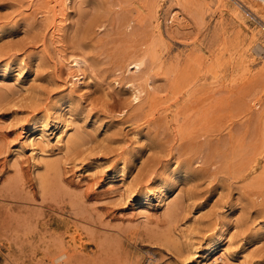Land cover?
<instances>
[{
  "label": "rangeland",
  "instance_id": "1",
  "mask_svg": "<svg viewBox=\"0 0 264 264\" xmlns=\"http://www.w3.org/2000/svg\"><path fill=\"white\" fill-rule=\"evenodd\" d=\"M226 1L220 15L213 1L188 0V24L178 31L165 25L170 0L73 1L67 10L61 0H0V68L9 72L22 58L24 77L30 75L26 90L0 96V264H128L132 255L140 264L149 257L154 264H189L147 240L145 226L164 224L162 207L147 204V221L134 213L138 194L155 179L169 186L167 200L179 202L183 226L191 217L213 225L221 206L232 205L233 222L241 220L235 232L245 240L264 227V115L247 103L254 96L264 102V51L252 50L264 37V21L244 2ZM119 16L131 20L129 29ZM138 48L159 57L156 63L146 57L154 89L142 104L121 86L129 72L118 63ZM245 48L255 70L241 79ZM59 50L62 59L84 58L91 76L75 89L70 131L87 142L48 149L34 167L12 147L19 125L43 117L45 105L71 91ZM47 160L55 169L46 170ZM121 166L137 185L134 198L118 196L114 179L106 182ZM75 230L84 250L71 241ZM252 245V264H264V236ZM61 250L67 256L54 260Z\"/></svg>",
  "mask_w": 264,
  "mask_h": 264
},
{
  "label": "bare ground",
  "instance_id": "2",
  "mask_svg": "<svg viewBox=\"0 0 264 264\" xmlns=\"http://www.w3.org/2000/svg\"><path fill=\"white\" fill-rule=\"evenodd\" d=\"M73 1L76 2L75 4H77V6H79L87 0H61L63 8L66 10L69 9ZM201 1L203 3L206 0ZM210 1H213V6L216 7L217 12L221 15L224 8H226L227 1ZM240 1L244 2L245 5L251 9V11L259 15L264 21V0ZM187 3L188 0H170V4L168 6V15L165 22L166 26L177 29L178 31L185 29V26L186 24H188V22H186L187 20L186 16L183 13V10L185 7H187ZM230 8L232 9V12L235 14V16L243 21V11L240 9V7L233 4ZM197 13L201 14V11ZM119 19L124 29H129L131 27V20L129 18L119 16ZM153 25L152 26L155 27L154 30H156L159 39L163 40L164 35L161 28L159 27L157 19H155V24L153 22ZM97 27L101 29L102 24H99ZM251 33L252 36H254L255 32L251 31ZM56 44L58 43L56 42ZM253 44L254 45L252 46V50L254 52L260 53L261 51H264V37L259 40L257 38L254 39ZM248 48H245L244 52V56H246V59H241V79H243L247 75H250L253 70H255V68L250 65V62L252 59H254V57L251 55V52H248ZM139 50L140 49L138 48L132 53L123 54L119 58L118 62L121 67H124V71H127L126 73L129 72V74H125L122 77L123 80L120 84L123 88H126L128 90L131 96V100L136 104H142L146 98L150 97L149 92H151V89L153 88L152 75L147 73L148 69L145 68L147 61L146 57L150 56L153 62L155 61V63L159 58L152 52L146 53V51L143 52ZM61 56L62 54L59 50L57 57L66 67V74L68 76L67 80L71 91L55 102L49 105H45L43 117L41 116L39 118H31L24 124L19 125L20 131L17 135L18 142H16L12 147L13 152L18 154V156L21 153H26L34 167L37 165V161L38 159H40V157V160H43L42 154L48 149L57 148L58 151L70 149L80 144V142L82 141L81 139L85 138L83 137L80 139V136L76 129L75 130L77 133L70 132L73 130L71 127V124L74 121L73 118L78 111V105L75 103L76 101L73 102V99L75 98L76 94L75 89L79 90L85 88L88 85L91 76L85 71L86 60L84 58L71 55L72 57L70 56L71 58L69 57V59H62L63 56ZM261 56L263 57L261 58V60H259V65L264 64V55L261 54ZM35 59V61L37 62L38 57H36ZM13 66L14 68H11L9 72H7V66L0 68V88H2L3 90L0 92L1 97L8 96V90L13 91L16 89L13 92H17L21 89L26 90L28 88L27 83L30 81V75H28L26 78L24 77L25 67H27L26 61L20 58L16 60V63ZM5 75H12L10 82H6V80L2 78ZM22 77H24V79ZM139 80L140 82H138ZM5 90L7 91L5 92ZM247 103L248 106L251 107V110L259 109L261 111V114L264 115V102L260 97H251L247 100ZM134 134L136 139L141 138V136H139L137 132H135ZM85 141L86 140L84 139L82 142ZM55 163L56 162L54 161H48L47 163L43 164H45L46 170L48 171L55 169ZM87 169H85V172L90 173V170ZM112 177L114 178H108L106 182L111 184V182L115 180L114 182L119 184L118 196H123V198H134L133 192L136 189L137 185L134 182L130 181L127 175V171L124 167L121 166L117 170H114L112 173ZM168 178L170 183L172 184L175 181V173H171ZM47 182V173L40 175L39 185L41 187H45L47 185ZM152 183V188H149V190L146 191L142 190V192L138 194V203L140 202V204L137 206L134 212L136 217H140L143 220L147 221L149 218L148 207L146 206L147 204H151V206L154 204H158L160 208L162 207V220H164V224L161 226L155 224V226L152 227H144V232L146 234L147 240H149L152 244L158 245L159 247L167 250L168 252L176 254L177 256H182V258L186 260L185 263L189 264L253 263V251H250V245H252V243H257L262 239V237L264 236V227L254 231L249 236V238L245 240L243 236L244 234L242 235L241 232H235L236 229H238V227L241 225V220L237 218L238 220L235 219L236 221L233 222V218L235 217V210L232 205L221 206L222 208L220 218L213 225H206L204 223L202 224L201 222L203 220L194 218L191 219V217L189 221L187 220L186 222H184L183 226V224L179 223L176 216V207L178 206L179 208V202H175L177 201V199L174 201L167 200V192L169 186H167L160 179H155ZM114 187L116 186L109 185L110 190H113ZM185 223L189 225H186L188 226L187 229L185 227ZM70 237L74 245L77 246V249L84 250V242H82L80 233L75 230L71 233ZM66 256L67 253L64 250H61L53 257V259L59 261L64 259ZM140 261L141 260L137 255H132L129 258L128 264H140ZM145 264H154V261L151 257H149L145 260Z\"/></svg>",
  "mask_w": 264,
  "mask_h": 264
}]
</instances>
